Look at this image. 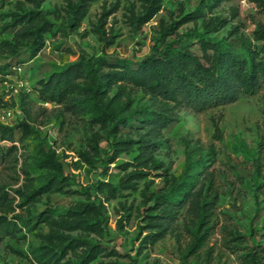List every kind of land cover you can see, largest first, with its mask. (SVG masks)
Here are the masks:
<instances>
[{"label":"rangeland","instance_id":"rangeland-1","mask_svg":"<svg viewBox=\"0 0 264 264\" xmlns=\"http://www.w3.org/2000/svg\"><path fill=\"white\" fill-rule=\"evenodd\" d=\"M68 1L76 0L41 3L39 12L52 23V31L32 55L29 40L14 38L19 27L10 26L11 18L4 15L32 5L0 0V101L8 98L6 76L18 73L30 91L21 89L7 101L8 106L16 102L21 110L13 124L24 118V107L34 120L28 121L31 130L20 129L13 141L2 144L15 148L0 160V218L6 221L0 222V264H42L38 249L49 229L40 221L41 215L60 218L81 202L102 204L103 231L70 234L98 242L107 251L82 264H264V76L254 93H240L232 102L204 111L185 104L173 106L131 83L112 84L107 86L108 96L122 91L124 115L148 108L154 116L151 124L141 123L135 113L120 129L112 120L94 115L100 106L89 99L92 76L87 70L74 76L73 91L62 104H45L36 91L39 79L80 59L104 57L113 66L136 69L154 45L161 48L164 42L201 56L198 35L207 22L213 25L217 20H222L221 25L216 23L207 36L234 48H240L241 39L260 51L264 42L256 41L253 32L264 26V0H163L160 11L141 26L131 18L141 13L139 0H92L76 31L68 25ZM196 8H201V17L173 27L162 38L163 27L174 26ZM99 28L111 40L106 47ZM14 66L20 70L14 71ZM214 122L220 137L214 135ZM127 138L135 141L111 160L113 142ZM142 139L151 143L145 154L157 160L155 166L151 160L144 167L134 164ZM95 142L96 153L91 149ZM49 151L61 163L67 185L37 199L27 198L51 177L53 171L40 165ZM133 171L144 175L122 181ZM171 184L184 186L185 196L161 219L155 216L157 210L149 208L151 195ZM108 185L115 191H109ZM4 192L13 198L10 213L4 212ZM158 231L161 235L154 242L144 241ZM80 253V249L77 254L68 251L61 263L75 260Z\"/></svg>","mask_w":264,"mask_h":264},{"label":"trees","instance_id":"trees-1","mask_svg":"<svg viewBox=\"0 0 264 264\" xmlns=\"http://www.w3.org/2000/svg\"><path fill=\"white\" fill-rule=\"evenodd\" d=\"M32 5V9H24L20 7V12H10L4 14L11 18L10 26L19 27L14 38L17 40H29V47L32 55L44 46V35L52 31V23L45 19L39 12V7L44 0H23ZM92 0H76L68 1V25L71 30L76 31L81 21L87 14L89 4ZM141 2V13L132 16V21L137 26L147 23L160 9L163 0H139ZM201 8H196L195 12L177 20L174 26H165L161 29L162 38L169 34L171 30L178 26L201 17ZM217 20L213 25L211 22L205 24V29L199 36V45L202 51L201 56H197L186 48L176 47L173 43L164 42L161 48L155 45L152 51L138 61L136 69H132L127 65L113 66L106 62L104 57H97L90 60H79L68 65L64 70L58 73H52L46 78L39 79L37 84L39 88L37 96L42 102H50L54 104H62L69 100L73 91L75 75L80 71L87 70L92 76L89 84V99L99 103L100 110L94 115L96 118L110 119L114 122V127L127 126V121L136 114L140 116V121H149L151 124L154 118L152 110L146 108L143 112L130 110L124 115L123 101L121 100L122 91L119 94L108 96V88L112 84L131 83L133 86L148 89L155 96H160L173 106H181L183 104L190 106L194 111H204L206 109L224 105L232 102L238 94H252L260 84V78L264 76V52L256 50L248 46L245 41L241 40L240 48H234L229 42L221 39H215L207 36L210 30L214 29ZM211 25V26H210ZM221 25V24H220ZM174 27V28H173ZM100 39L103 41L104 47L111 44V40L106 38L105 32L99 28ZM256 41L264 42V26L253 32ZM161 38V39H162ZM6 49L11 51L10 44H5ZM105 48H103L104 50ZM210 50V52H209ZM107 66L108 70H103ZM0 107L8 106L5 100L0 101ZM128 103V100H127ZM24 104L23 97L21 105ZM24 110V118L17 121L12 126L0 124V139L13 141L14 135L20 129H32L28 121H34L31 115ZM139 118V117H138ZM151 126V125H147ZM147 126H144L146 128ZM151 129L154 128L151 126ZM215 136L220 137L219 128L214 122ZM94 142V140H92ZM135 140L127 138L125 140L118 139L113 142L110 152V159L113 160L117 156V152L125 149ZM151 145L145 139L141 140L140 152L134 157V164L144 167L147 161L151 160L155 166L157 160L152 159L145 154V151ZM15 146L7 148L0 145V160L5 154L11 152ZM91 149L97 152L96 142ZM85 160L91 161L90 156L86 152H81ZM40 165H44L53 172L51 177L40 187L33 189L27 195V198L37 199L41 194L58 192L63 189L67 183L63 176L62 165L54 159V151L44 154L40 160ZM158 167V166H157ZM144 175L142 171H133L128 173L122 181H130L132 178H138ZM134 188V187H133ZM109 191H115L111 185H108ZM186 189L178 184L169 185L165 191L160 194H152V206L149 208L157 210L155 214L158 218H165L169 215V211L173 206L180 204L185 196ZM6 198L5 213H10L14 209L12 207L13 198L9 199L4 192ZM102 204L94 202L78 203L67 209L60 218H52L50 214H42L40 221L46 223L49 229L47 234L43 235L45 243L39 247L38 255L42 264H82L93 260L99 253H107L104 246L98 242L90 243L89 241L76 237L70 232L83 231L86 233H102L104 216L101 211ZM148 217H153L149 215ZM1 223L5 224V218H0ZM155 226L158 223L153 224ZM2 226V225H1ZM161 235V231L150 233L145 236L144 241L148 239L149 243L154 242ZM147 242V243H148ZM199 239L194 244L197 245ZM80 249L81 253L73 261L69 259L61 263L66 253L70 251L77 254ZM115 253V252H113Z\"/></svg>","mask_w":264,"mask_h":264},{"label":"built area","instance_id":"built-area-1","mask_svg":"<svg viewBox=\"0 0 264 264\" xmlns=\"http://www.w3.org/2000/svg\"><path fill=\"white\" fill-rule=\"evenodd\" d=\"M20 68L19 67H13V70H17ZM19 74L16 73L14 76L11 74H8L6 76V80L11 81L8 84V81H4L6 85L5 89V94L4 96L8 97L5 98V101H9V99L13 96L15 98L16 94L22 89L23 91H30V88L28 86H25V83H23L22 78H18ZM45 104H48L45 102ZM21 115V110L19 109V105L15 102V105L13 106H2L0 107V124L2 125H7V126H12L13 121L17 118L20 117ZM4 140L0 139V145H2Z\"/></svg>","mask_w":264,"mask_h":264}]
</instances>
